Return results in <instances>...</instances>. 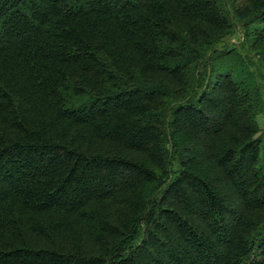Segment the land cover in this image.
Masks as SVG:
<instances>
[{
    "label": "trees",
    "instance_id": "1",
    "mask_svg": "<svg viewBox=\"0 0 264 264\" xmlns=\"http://www.w3.org/2000/svg\"><path fill=\"white\" fill-rule=\"evenodd\" d=\"M231 14L264 60V0H0V264H264Z\"/></svg>",
    "mask_w": 264,
    "mask_h": 264
},
{
    "label": "rangeland",
    "instance_id": "2",
    "mask_svg": "<svg viewBox=\"0 0 264 264\" xmlns=\"http://www.w3.org/2000/svg\"><path fill=\"white\" fill-rule=\"evenodd\" d=\"M229 8V4L226 5ZM258 22H243L239 21L233 14H231V27L220 37L212 46L205 52L204 58L197 63H192L193 78L205 74L207 80L211 79L221 71L224 66H229L233 61L236 63V69L239 70L238 76L250 84L253 92V98L258 99L259 108L255 116L257 120L259 132L257 137L263 140V149L261 155L260 167L264 172V60L260 54L262 51L254 42L248 39L253 32L254 27H257ZM261 51V52H260ZM232 59H229V58ZM197 83V82H194ZM194 85L192 94L195 96L200 89L195 88ZM197 87V86H196ZM176 101L168 103L166 111L174 105ZM173 169L177 168V163L172 161ZM196 170H199L195 164ZM138 238H135V241Z\"/></svg>",
    "mask_w": 264,
    "mask_h": 264
}]
</instances>
